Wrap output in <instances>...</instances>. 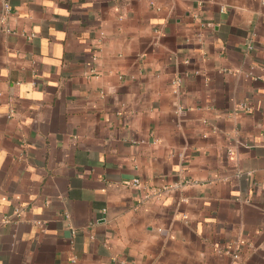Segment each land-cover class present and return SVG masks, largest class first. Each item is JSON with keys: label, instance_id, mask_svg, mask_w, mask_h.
I'll return each mask as SVG.
<instances>
[{"label": "crops", "instance_id": "1", "mask_svg": "<svg viewBox=\"0 0 264 264\" xmlns=\"http://www.w3.org/2000/svg\"><path fill=\"white\" fill-rule=\"evenodd\" d=\"M238 7L264 11L0 0V264H264V16Z\"/></svg>", "mask_w": 264, "mask_h": 264}, {"label": "clouds", "instance_id": "2", "mask_svg": "<svg viewBox=\"0 0 264 264\" xmlns=\"http://www.w3.org/2000/svg\"><path fill=\"white\" fill-rule=\"evenodd\" d=\"M73 8L70 11L67 7L61 8L59 6L58 0H37V3L43 4L45 6V8L48 10L49 13L54 14V15H59L62 17H71L73 16V14L76 12L77 9H84V8H88L91 9L93 3L95 2V0H88L87 3L84 4H80L79 0H71ZM151 3H153L155 5V9L157 13H161L162 11H168L169 13L171 12V10L175 7V5L179 2L181 7H184V0H164V2H161V0H150ZM259 4L261 6V8H264V0H259ZM226 5L222 6V9H226ZM189 11H191V9H189ZM238 12L243 13L244 15L248 16V17H252V16H264V11H249L248 8L244 7V8H237ZM120 12L119 8H113L110 15L113 17L114 21L117 22H123L126 21L128 19V11L124 10L122 12L121 15L117 16V13ZM79 20H73L72 24H79ZM153 24H163L165 21L163 19H155L151 21ZM102 28H104L105 30L108 28V25H102ZM40 27H36L35 28V32L39 33L40 32ZM53 34L56 35L58 38L63 39L66 35V33L64 32H56L55 29H52ZM105 35H111L110 32L105 31L104 33ZM45 45H47V41H44ZM98 46L99 42H95ZM59 47V46H57ZM39 59V58H37ZM6 73L3 72V70H0V75H5ZM33 85L29 84L27 85V90L30 91L32 89ZM35 97L40 98V99H44L45 97V93L42 92H37L34 94ZM233 152V157H235V151L232 150ZM4 153L0 152V161L3 160L4 157ZM169 156H171V153L169 154ZM233 163H236L235 158L233 159ZM177 171H183L182 169H177ZM173 187H179V185H175ZM171 191V189H166L163 194L157 195V193L155 191H153L151 194L153 196L156 197V202L158 204L161 205H170L173 201H172V197L169 194V192ZM234 195H239V193H234ZM184 203H187V200L183 201ZM178 219H180V217H177Z\"/></svg>", "mask_w": 264, "mask_h": 264}, {"label": "built area", "instance_id": "3", "mask_svg": "<svg viewBox=\"0 0 264 264\" xmlns=\"http://www.w3.org/2000/svg\"><path fill=\"white\" fill-rule=\"evenodd\" d=\"M6 6V8H8V6L7 5H5ZM195 16V15H194ZM201 26V28H203L204 27V25L203 24H201L200 25ZM248 48H251V46H249ZM177 80H175V81H173V84H177ZM232 154V151L229 149L228 150V155H231ZM247 175H250V173H247ZM190 182L189 181H187V184H189ZM131 185L132 186H134V187H138L139 186V181L137 180V179H133L132 181H131ZM17 212H18V210H15V214H17ZM232 256H233V259H237L238 258V254H237V252H234L233 254H232Z\"/></svg>", "mask_w": 264, "mask_h": 264}]
</instances>
